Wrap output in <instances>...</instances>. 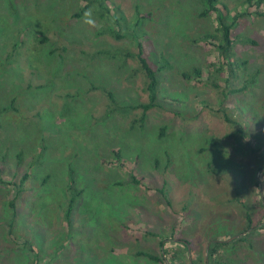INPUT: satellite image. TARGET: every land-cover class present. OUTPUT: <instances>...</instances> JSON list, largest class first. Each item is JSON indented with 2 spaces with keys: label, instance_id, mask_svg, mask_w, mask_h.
<instances>
[{
  "label": "rangeland",
  "instance_id": "rangeland-1",
  "mask_svg": "<svg viewBox=\"0 0 264 264\" xmlns=\"http://www.w3.org/2000/svg\"><path fill=\"white\" fill-rule=\"evenodd\" d=\"M256 1L218 0L235 21L231 74L201 0H107L104 16H79L82 0H0V264H159L139 250L210 264L213 245V264H264ZM140 46L160 81L143 124ZM71 170L84 193L67 224Z\"/></svg>",
  "mask_w": 264,
  "mask_h": 264
},
{
  "label": "trees",
  "instance_id": "trees-1",
  "mask_svg": "<svg viewBox=\"0 0 264 264\" xmlns=\"http://www.w3.org/2000/svg\"><path fill=\"white\" fill-rule=\"evenodd\" d=\"M86 1L87 5L83 7V10L79 16L85 12V11H90L93 9V6L97 7L98 9L103 10L107 5H104V2L107 0H82ZM205 4V9L201 16H209L210 13L212 12H217V18L219 21V28L217 29V35H207L205 39L211 40V39H219L223 44L219 46V51L220 54L223 58L227 60V65H221L219 70H222L225 68V66H228V68L231 71V74H233V68L235 65H238V60L234 57V54L232 53L234 44H235V39L233 37L232 30L235 27V21H233L231 24L228 22V15L222 13V10L227 11V8H222L221 6L218 7V0H201ZM252 0H248V4L252 5ZM101 3V5L99 3ZM258 5H261L264 3V0H257L256 1ZM98 4V5H97ZM97 5V6H96ZM114 11L118 12V8H116ZM102 16H104V12L102 11ZM115 37L117 39L123 38L121 35L118 33H114ZM219 34V35H218ZM221 34V36H220ZM47 39H42L41 42H46ZM255 44V43H254ZM129 57H133V54L131 52L128 53ZM139 62L141 64V70L145 73V76L147 78V88L146 91L149 96V102L139 104L137 106H133L132 109L134 110H141L142 115L139 120L140 123H145L146 119L148 117V113L155 108H158L159 105V99H158V93H159V86H160V81L158 79L157 71L150 65L148 62L147 58L144 56L143 48L142 46L139 47V53L137 55ZM235 59V60H234ZM203 74V70L201 68H194L191 73H184L183 77L186 78L188 81H195L198 78H200ZM109 99L111 100L112 104L115 106H119L117 100L115 99L114 95L110 91H106ZM71 177H70V182L68 185V192L70 194V197L68 199L67 207L65 209V222L68 224L69 221L71 220V217L74 213L76 203L79 201L81 196L84 193V190L79 187L78 181L75 179V174L74 171H70ZM132 180L134 183L137 185L141 184V180H139L137 177L132 176ZM260 181L264 184V167L262 169ZM259 186V185H258ZM260 190V189H259ZM20 192V191H19ZM261 205H263V201L261 200ZM11 207H14L13 204L10 205ZM247 223H248V228L249 230L253 228V220H252V215L248 214L247 217ZM12 232V231H11ZM186 244V248L188 249V244ZM25 246L29 247V244L25 242ZM31 248V247H29ZM215 245L210 247L209 250V262L210 264H213L212 258H214L216 254V249ZM30 256H34V260H38L37 257V252L35 250L30 249L29 250ZM136 257H144L147 258L151 261H155L159 264H166L165 260L162 259L161 257H158L154 255L153 253L149 251H137L135 253Z\"/></svg>",
  "mask_w": 264,
  "mask_h": 264
}]
</instances>
